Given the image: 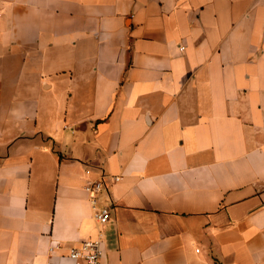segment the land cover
Segmentation results:
<instances>
[{"label": "crops", "instance_id": "0c3cea01", "mask_svg": "<svg viewBox=\"0 0 264 264\" xmlns=\"http://www.w3.org/2000/svg\"><path fill=\"white\" fill-rule=\"evenodd\" d=\"M100 231L103 264H264V0H0V264Z\"/></svg>", "mask_w": 264, "mask_h": 264}, {"label": "built area", "instance_id": "2783aa9c", "mask_svg": "<svg viewBox=\"0 0 264 264\" xmlns=\"http://www.w3.org/2000/svg\"><path fill=\"white\" fill-rule=\"evenodd\" d=\"M120 179L119 176L109 179L106 175L101 174L100 177L88 182L85 186L94 219L101 228L108 224L111 217V207L101 201L102 195L104 192L108 194L111 183H116ZM103 255V238L100 231L99 236L95 239L82 241L78 246L73 247L69 258L73 264H103Z\"/></svg>", "mask_w": 264, "mask_h": 264}]
</instances>
